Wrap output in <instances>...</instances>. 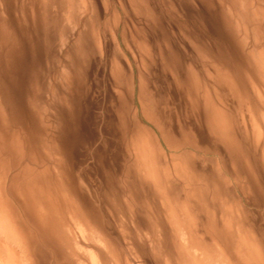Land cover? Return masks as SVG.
<instances>
[{
  "label": "rangeland",
  "instance_id": "374dc122",
  "mask_svg": "<svg viewBox=\"0 0 264 264\" xmlns=\"http://www.w3.org/2000/svg\"><path fill=\"white\" fill-rule=\"evenodd\" d=\"M9 1L12 8L14 6L17 22L16 25L7 24L9 43L0 42V62L6 63L0 67V81L9 80V91L14 94L17 82H22L24 117L14 112L17 111L13 110L14 104L11 114L6 113V116L9 126L22 128L24 132L25 179V170L41 168L31 160L33 152L29 142L32 144L33 135L34 143L36 138L47 142L51 137L47 133L34 134L35 128H32L39 109L35 95L41 93L42 109H48L49 105L53 109L54 97L57 102L59 119H44L43 124L57 130L60 165L63 166L66 156L69 167L75 171L76 181L82 182L79 174L83 173L89 184L82 187L95 188L98 202L108 204L109 210L113 202L126 201L132 197V188L137 191L134 186L139 174V157L143 154L141 145L144 143L139 140L141 136L135 134L136 120L133 118L134 109L138 107L139 124L150 128L158 144L160 142L161 148L158 147V152L154 150L158 170L163 165L173 172V162L186 161L189 165L187 179L196 176L200 183V176H204L203 183L208 191L217 193L221 186L227 190L244 207V222L264 243V66L259 65V61H264L261 58L264 57V0H129L136 10L127 0L119 1L124 8L118 0H112V13L119 14L116 22L112 23L111 15L104 14L94 23L87 41L79 46V69L84 70L83 84L79 88L69 81L70 71L71 78H75V74L73 69L69 70L67 58L70 59L69 51L73 53L71 44L89 29L86 28L88 12L71 15L74 2L82 8L84 1L54 0L53 9L51 0H46L50 13L46 17L50 20L45 17L46 22L39 24L38 34L34 32L38 26L25 18L28 14L32 18L36 0H24V22L19 15L20 0ZM63 9L69 11L62 15ZM151 11L157 18L155 21L148 14ZM64 14L69 15V19ZM62 24L68 29L76 28L72 36L69 30L64 32ZM109 24H115L116 28L112 29L133 64V80L126 77L119 88H115L112 81V62L108 59L107 64L97 49L104 42L103 31ZM123 31L128 39L144 42L148 38L153 43L149 62L153 69H149L150 74L141 72L142 82L146 83L144 89L140 88L132 56L122 43ZM65 41L67 43L62 46ZM190 66L193 71L188 69ZM60 87L62 92L54 95ZM140 98L145 113L163 132L142 116ZM13 117L16 122H12ZM179 179L171 175L169 182L164 184L165 191L193 203L196 196L191 186L200 185L197 182L191 185L188 180H181V176ZM74 189H77L76 183ZM199 206L203 212L205 208L210 210L204 202ZM146 209L144 200H138L133 221L138 226H145L147 217L152 219ZM196 211L194 209L192 214ZM104 215L108 216L92 212L95 219ZM204 217L205 214L203 220Z\"/></svg>",
  "mask_w": 264,
  "mask_h": 264
},
{
  "label": "bare ground",
  "instance_id": "6f19581e",
  "mask_svg": "<svg viewBox=\"0 0 264 264\" xmlns=\"http://www.w3.org/2000/svg\"><path fill=\"white\" fill-rule=\"evenodd\" d=\"M53 1L51 0L49 3L54 9ZM83 1L82 8L74 5L75 2L71 7L74 10L78 9L72 11V16L89 13L86 22V28L89 29L83 33L79 31L81 34L77 41L71 44L73 53L69 51L70 59L67 58L70 60L69 69H73L75 77L84 71L79 69L81 65V60L79 62L78 59V56L81 57L79 46L87 41L90 30L92 31L95 27L96 20L103 18L104 14H109L112 23H115L118 19L117 15H119L118 12L112 13V0ZM119 1L121 0H118V4L124 8ZM36 2L37 7L34 9L32 18H30L31 14L26 15L25 18H28L29 22L35 23L34 26H38L34 31L38 34L40 32L39 24L45 21L44 19L50 13L46 8V0H36ZM126 2H129L128 4L134 10L137 9V7H133L134 4H130L129 0ZM20 3L22 4L19 15L24 22V0H20ZM12 5L9 0H0V42L6 45L9 43L7 24L12 22L13 25H16L17 22L14 17L16 12L13 11L14 6L12 8ZM67 11L69 10L65 9L64 12L63 9L62 15ZM148 14L154 21L157 19H155L154 12L151 11ZM64 16L69 19V15L64 14ZM17 17L19 16L17 15ZM113 27L116 28L115 24L114 26L112 24L105 25L104 42L97 49L106 63L108 59L112 62L110 63L112 64L111 77L114 84L116 81L119 82V79L124 75L122 67L127 63V56L121 48V42L116 31L112 29ZM74 28L68 29L66 25L63 26L64 32L69 30L70 36H72ZM138 31L140 30L137 29ZM141 38L143 37L141 36ZM121 39L125 45L124 48L128 49L137 64L139 62L143 67L144 63H148V66H151L149 62L154 51L151 40L149 42L147 38L143 42L128 39L125 31L122 32ZM65 43L67 41L62 46ZM75 52L77 53L75 54ZM155 53L158 55L156 50ZM147 56L148 60H146ZM261 58L264 59V57ZM4 64L6 63L0 62V67ZM126 65L130 67L128 63ZM259 65L264 66V61H259ZM137 67L141 74L142 68ZM189 68L192 70L193 67ZM69 78L73 79L71 76ZM8 83L7 79L0 81V264H264V243L256 238L252 227L244 222V207L222 186L217 189V193L212 190L208 191V186L203 183L204 176H200V183L196 176H189L187 179L186 172L188 171L186 169L189 168L187 164L179 167L178 174L179 177H182L181 180H188L191 185L196 182L200 185L199 187L191 186L192 192L196 196L193 203L186 202L185 199H178L170 195L167 190L165 191L164 184L168 182L167 175L169 173L167 168L160 165V169L158 170L159 167L156 169L158 172H154L152 165L157 167L156 162L147 167V161L141 158L137 168L139 169L137 171L139 174L136 175L137 181L134 180L137 183L134 186L137 191L132 188V197L126 199L128 196L125 195L126 201L122 199V201L113 202L114 205L110 210L108 204L98 202L99 194L95 188H88L89 185L86 188L82 187L89 184L88 178L83 173L79 174V177L83 178L82 182H79V188L74 189V184L78 181H76V174H73L75 171L71 169V166L69 167L70 163L66 156L62 161L63 166L60 165L58 155L61 149L59 150L56 143L57 130L55 128L56 131H53L48 128V124V126L43 124V116L49 110L42 109L40 106L43 102L41 93L35 95L37 105H39L38 110L41 112L36 110L34 115L36 124L33 122L32 128H35L34 134L47 133L51 137L47 142L36 138V143H34L35 135H33L32 144L29 142L33 152L31 160L41 168L25 170L27 173V179H25L24 132L22 128L14 129L9 126L6 116V113L11 114L14 104L13 110L17 109L14 112L24 117V93L21 92L23 90L22 82H17L15 94L9 91ZM16 95L17 98L14 100ZM53 115L52 113L50 116L52 120ZM50 117L47 116L48 119ZM14 118L16 119L13 117L12 122H14ZM257 123L259 124V122ZM137 128L136 130H138ZM142 136L141 134V139L139 138L141 141H143ZM141 146H143L141 148L143 153L146 144ZM144 154L146 153L144 152ZM149 159L151 158L148 157ZM141 172L142 174H140ZM243 175L247 177V174ZM140 199L144 200L147 214L152 218L147 217L144 220L145 226L143 224L138 226L133 222ZM201 202L208 205L210 210L205 208L206 212H203L202 207L199 206ZM194 209L197 210L196 214H192ZM92 212L107 213L108 216L104 215L101 219H95Z\"/></svg>",
  "mask_w": 264,
  "mask_h": 264
},
{
  "label": "crops",
  "instance_id": "0c3cea01",
  "mask_svg": "<svg viewBox=\"0 0 264 264\" xmlns=\"http://www.w3.org/2000/svg\"><path fill=\"white\" fill-rule=\"evenodd\" d=\"M122 48V47H121ZM124 50V49H123ZM127 57H126V60H127V63L130 65V67H128L126 64H124L123 65V67H122V73L124 74H122L123 75V77H121L120 79H119V82H115L114 83V85H115V88H119V86H122L123 84V82H124V80H125V78L126 77H128V80L129 81H132L133 79H132V77H133V64H132V62L129 60V58H128V55H126ZM132 59H133V57H132ZM147 59H149V58H147ZM152 60V59H151ZM133 63H134V65L137 67V66H139V62H138V64L134 61V59H133ZM137 64V65H136ZM125 66H126V68H125ZM150 67V68H149ZM140 68H142V70L143 71H147L149 74H150V72L148 71L149 69L152 71V67L151 66H148V63H144L143 64V67H140ZM148 68V69H147ZM137 69V72H138V79H139V82H140V85H142L143 86V89L145 88V86H146V83L145 82H142V78H143V74H140V71L138 70V67L136 68ZM70 70V69H69ZM68 70V71H69ZM127 70V71H126ZM131 70V71H130ZM146 72V73H147ZM147 73V74H148ZM70 76H71V71H70ZM72 77V76H71ZM81 78V80H80V78ZM77 78V79H76ZM141 78V79H140ZM70 79V78H69ZM75 79V80H74ZM73 81V82H72ZM78 81V82H77ZM70 82H71V84L72 85H76V88H79L83 83H82V74H79V75H77L75 78H73V79H70ZM118 83V84H117ZM120 83V84H119ZM122 84V85H121ZM142 86L140 87L141 89H142ZM62 92V89H61V87L59 88V92H57V93H55L54 95H58L59 96V94ZM52 97H54V96H52ZM120 97H121V93H120ZM54 102H55V104H54V109H52V112H51V109H50V107L48 106L47 108H48V112L46 111V113H45V115H44V118L42 119V120H44V119H48L47 118V116L48 117H50L51 116V114L53 113L54 115V117H53V120L54 121H57V119H59L58 118V116H59V110H57V108H56V106H57V102H56V100H55V97H54ZM139 105H140V110H141V114H142V116L146 119V121L147 122H150L152 125H154V126H158V125H156L153 121H152V119L150 118V117H148V114H146L145 113V107L143 106V102L141 101V98L139 99ZM120 111H122V110H120ZM120 111L118 112V114L120 115ZM136 111V112H135ZM138 111H139V109H138V107L136 108V109H134V114H133V118L136 120L135 121V124H134V127H138L137 129L138 130H136V132H135V134L137 135V136H141V134L143 135L142 137H143V143H144V145L146 144V146H145V148H144V151H143V154H141V156L139 157V160H141V159H144V161H147L146 162V166L148 167V166H151L152 165V163L153 162H156L155 161V156H154V150H157L158 149V147H159V149L161 148V146H160V142H159V144H158V141L159 140H157L158 138L155 136L156 134L150 129V128H145L144 126H141L140 124H139V121L137 120V115H138ZM38 112H41L40 110H38ZM60 113H62V111L60 112ZM131 114H132V111H131ZM50 119L52 120V118L50 117ZM135 128V129H136ZM145 128V129H144ZM158 128V130L160 131L161 129V127L160 126H158L157 127ZM148 131V132H147ZM141 132H143V133H141ZM160 132H163V130H161ZM147 135H146V134ZM56 135H57V133H56ZM150 137V139L148 140V138ZM156 137V138H155ZM152 138H154L153 139V143H152ZM147 141V142H146ZM155 141V142H154ZM154 144V145H153ZM148 145V146H147ZM152 146H154V147H152ZM152 147V148H151ZM151 148V149H150ZM158 149V150H159ZM158 150H157V152H158ZM149 153H148V152ZM144 152L146 153V154H144ZM160 152V151H159ZM144 155V156H143ZM146 155H149V156H146ZM146 156V157H145ZM148 157L149 158H151V159H149L148 160ZM141 158V159H140ZM146 158V159H145ZM150 161V162H149ZM186 161H184V162H182V163H178L177 164V162H173L172 164L174 165L173 166V172H171L170 170H169V168L167 167V169L169 170V173H168V182H169V180H170V176L171 175H174L175 177H177V179H179V174H178V170L180 169L179 167L181 166V165H184V164H186L185 163ZM149 164V165H148ZM163 166V165H162ZM152 167H154V169L152 170V171H156V169L158 168V167H156V166H154V165H152ZM176 167V168H175ZM182 168V167H181ZM182 170L183 171H185V169L184 168H182ZM151 172V171H150ZM156 172H158V170L156 171ZM190 172V171H189ZM140 174H142V173H140ZM148 174H150L149 172H148ZM178 174V175H177ZM187 174H189L188 172H187ZM190 174H191V172H190ZM192 175V174H191ZM180 180V179H179ZM76 188H79V183L77 182L76 183Z\"/></svg>",
  "mask_w": 264,
  "mask_h": 264
}]
</instances>
